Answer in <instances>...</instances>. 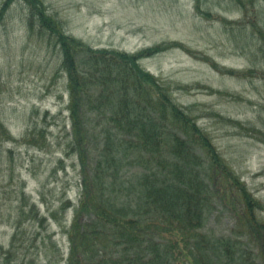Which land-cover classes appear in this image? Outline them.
<instances>
[{
  "label": "rangeland",
  "instance_id": "1",
  "mask_svg": "<svg viewBox=\"0 0 264 264\" xmlns=\"http://www.w3.org/2000/svg\"><path fill=\"white\" fill-rule=\"evenodd\" d=\"M242 2L246 18L236 0H43L64 35L94 49L165 48L140 67L189 111L264 204V143L252 132L264 133V42L253 27L264 29V0ZM35 17L14 0L0 25V121L13 137L0 139V245L10 249L20 228L14 264H68L67 233L85 169L72 144L62 54ZM98 146H91L89 168ZM127 166L129 186L142 168ZM232 206L230 195L212 188L203 229L208 238L234 241L240 226Z\"/></svg>",
  "mask_w": 264,
  "mask_h": 264
},
{
  "label": "trees",
  "instance_id": "2",
  "mask_svg": "<svg viewBox=\"0 0 264 264\" xmlns=\"http://www.w3.org/2000/svg\"><path fill=\"white\" fill-rule=\"evenodd\" d=\"M236 1L246 18L248 7ZM22 2L62 54L72 144L85 169L79 208L67 233L68 264H264V204L189 111L140 67L141 60L165 48L136 54L94 49L64 35L62 23L46 13L43 0ZM13 3L3 1L0 25ZM255 24L264 42V29ZM252 132L264 143L263 132ZM0 139L13 140L1 121ZM97 142L89 168L91 146ZM128 163L142 168L129 186L123 176ZM212 188L221 197L231 196L240 226L234 241H213L203 232ZM85 215H93L92 220L83 221ZM19 231L10 249L0 245V264H14Z\"/></svg>",
  "mask_w": 264,
  "mask_h": 264
}]
</instances>
